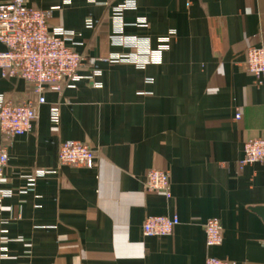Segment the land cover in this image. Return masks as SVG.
Listing matches in <instances>:
<instances>
[{
	"label": "crops",
	"instance_id": "obj_1",
	"mask_svg": "<svg viewBox=\"0 0 264 264\" xmlns=\"http://www.w3.org/2000/svg\"><path fill=\"white\" fill-rule=\"evenodd\" d=\"M119 3L29 0L51 9L50 26L78 33L71 47L100 74L81 67L74 86L46 90L29 132H0L8 154L0 186L12 191L0 195V264H204L208 256L264 264V219L252 209L264 206V159L240 162L244 142L264 131V77L245 66L248 47L264 45V0H134L121 36L147 45L139 49L117 42ZM163 37L157 61H110L144 58ZM0 93L14 104L37 101L30 83L1 71ZM65 140L90 147L95 165H61ZM152 168L169 174L170 197L144 189ZM148 215L179 223L147 236ZM210 218L222 226L212 247Z\"/></svg>",
	"mask_w": 264,
	"mask_h": 264
},
{
	"label": "built area",
	"instance_id": "obj_2",
	"mask_svg": "<svg viewBox=\"0 0 264 264\" xmlns=\"http://www.w3.org/2000/svg\"><path fill=\"white\" fill-rule=\"evenodd\" d=\"M95 1V0H89ZM134 7V0H121L113 7L112 18L117 42L139 49L142 45L138 39H124L122 32V13ZM51 9L35 8L29 0L0 1V71L3 77L21 78L31 84L37 95L36 104L26 101L14 104L0 93V132L7 136H18L29 132L37 118V105L45 102L47 89L61 91L64 84H74L85 78L79 69L90 65L91 76L100 74L93 62L75 51L71 45L77 44L78 33L62 26H50ZM143 23L144 21H140ZM85 25L93 27L94 20L87 18ZM156 49H146L144 58L136 55L111 57L113 61H127L137 65L157 61L160 53L168 47L169 37H163ZM246 69L257 79L264 77V45L250 46L246 52ZM52 121L58 120L57 107H51ZM238 116V114H237ZM264 159V131L249 138L243 145L241 164L255 163ZM58 160L61 165L93 167L95 155L86 144L76 140L60 143ZM8 154L0 146V184L4 178V168ZM48 171H38L44 174ZM147 192H160L170 197V179L166 171L152 168L147 171L144 182ZM9 189L0 186V195H10ZM179 223L177 215H148L142 224L144 235L163 236L173 232ZM206 245H219L222 241V226L217 218H210L204 223ZM204 264H233L226 259L208 256Z\"/></svg>",
	"mask_w": 264,
	"mask_h": 264
},
{
	"label": "water",
	"instance_id": "obj_3",
	"mask_svg": "<svg viewBox=\"0 0 264 264\" xmlns=\"http://www.w3.org/2000/svg\"><path fill=\"white\" fill-rule=\"evenodd\" d=\"M252 209L257 212L259 215H261L264 219V206H254Z\"/></svg>",
	"mask_w": 264,
	"mask_h": 264
},
{
	"label": "rangeland",
	"instance_id": "obj_4",
	"mask_svg": "<svg viewBox=\"0 0 264 264\" xmlns=\"http://www.w3.org/2000/svg\"><path fill=\"white\" fill-rule=\"evenodd\" d=\"M110 61H112V62H122V61H113V60H111V58H110ZM123 62H127V61H123ZM128 63H130V62H128ZM146 63H144L143 64V66L145 65ZM97 68V67H96ZM98 69V68H97Z\"/></svg>",
	"mask_w": 264,
	"mask_h": 264
}]
</instances>
